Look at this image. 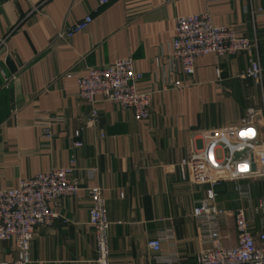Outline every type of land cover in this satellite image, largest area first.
<instances>
[{"label": "crops", "instance_id": "0c3cea01", "mask_svg": "<svg viewBox=\"0 0 264 264\" xmlns=\"http://www.w3.org/2000/svg\"><path fill=\"white\" fill-rule=\"evenodd\" d=\"M201 13L256 39L264 65V0H0V39H6L0 48V191L73 159L71 179L80 186L75 196L57 201L60 217L51 226L35 228L30 264H97L92 186L101 187L105 199L111 262L166 264L156 257H171L173 264H196L203 246L192 210L205 187L182 178L179 163L202 147L203 131L239 126L250 108L258 111V124L264 115V82L256 86L245 77L246 53L201 56L192 77L180 76L185 86L174 87L176 19ZM87 15L93 20L85 31L58 39ZM126 57L143 74L139 90L154 93L147 120L102 98L91 106L78 96L80 74ZM93 109L98 123L86 127ZM47 117L60 118L51 140L39 125ZM230 185L220 184L217 192L219 206L231 213L236 208L224 203L234 192ZM158 238L155 254L147 243ZM16 257L14 243L4 242L0 263Z\"/></svg>", "mask_w": 264, "mask_h": 264}, {"label": "built area", "instance_id": "2783aa9c", "mask_svg": "<svg viewBox=\"0 0 264 264\" xmlns=\"http://www.w3.org/2000/svg\"><path fill=\"white\" fill-rule=\"evenodd\" d=\"M109 0H100V5ZM87 15L70 29L62 31L58 39L72 38L85 31L92 22ZM175 36L170 59L178 66L180 76L192 77L199 57L214 55L224 57L246 53L249 65L245 77L256 86L264 82V65L257 56V40L238 36L233 28L217 26L208 13L179 16L175 22ZM6 39H0V48ZM2 75H6L2 72ZM174 81L175 88L185 86L183 80ZM143 74L136 70L131 57L121 58L100 68H92L77 77L78 96L90 104L102 98L122 110H131L139 120L151 115L153 92L140 91L139 82ZM5 81L6 78H5ZM7 82H5V85ZM256 109L247 111V118L236 127L205 130L204 144L189 157L182 158L179 167L182 178L204 186L203 197L192 210L198 238L203 249L197 256L196 264H264V197L255 198L251 182L264 179V115L258 124ZM264 114V113H263ZM99 114L93 109L86 120V127L96 126ZM60 118L47 117L40 122L42 137L51 140L52 128ZM80 135V130L75 136ZM75 160L67 167L52 169L23 179L16 188L0 191V248L4 242L12 241L17 257L11 262L0 264H30L31 243L37 226H51L60 217L57 201L61 197L75 196L79 184L71 179ZM229 182L233 185L243 205L234 212H228L218 204L217 186ZM91 199L89 224L95 230L97 264H117L110 261L105 199L102 188H88ZM235 222V242L223 245V234L228 218ZM161 239L147 243L155 254L161 250ZM207 247V248H206ZM209 247V248H208ZM166 264L176 263L175 258H157Z\"/></svg>", "mask_w": 264, "mask_h": 264}, {"label": "rangeland", "instance_id": "374dc122", "mask_svg": "<svg viewBox=\"0 0 264 264\" xmlns=\"http://www.w3.org/2000/svg\"><path fill=\"white\" fill-rule=\"evenodd\" d=\"M230 186L232 190L234 191L233 185L231 184ZM251 186H252V191H253L255 198H260L262 196L264 197V179L252 181ZM223 193L225 194L226 192H222V193L219 192L220 194L219 196H221ZM224 199H225L224 200L225 206L230 207V208L237 209L243 205L235 191L227 192L224 195ZM230 218H229L230 221L228 223L227 228H225V230L223 231V234L228 236L230 240L224 238L223 239L224 241L222 242L223 245H231V244H234L235 242V234H236L235 222H234L233 217H230Z\"/></svg>", "mask_w": 264, "mask_h": 264}]
</instances>
